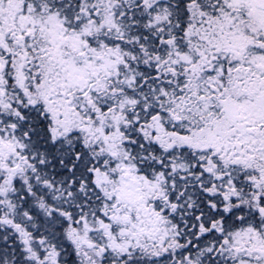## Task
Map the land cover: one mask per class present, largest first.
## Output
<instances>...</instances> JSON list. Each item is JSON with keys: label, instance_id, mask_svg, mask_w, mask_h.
Here are the masks:
<instances>
[{"label": "snow or ice", "instance_id": "1", "mask_svg": "<svg viewBox=\"0 0 264 264\" xmlns=\"http://www.w3.org/2000/svg\"><path fill=\"white\" fill-rule=\"evenodd\" d=\"M0 264H264V0H0Z\"/></svg>", "mask_w": 264, "mask_h": 264}]
</instances>
